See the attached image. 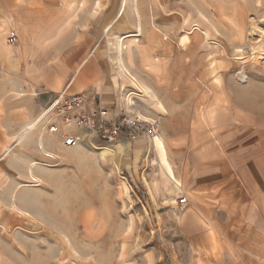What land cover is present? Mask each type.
Returning <instances> with one entry per match:
<instances>
[{
	"label": "rangeland",
	"instance_id": "1",
	"mask_svg": "<svg viewBox=\"0 0 264 264\" xmlns=\"http://www.w3.org/2000/svg\"><path fill=\"white\" fill-rule=\"evenodd\" d=\"M120 1L101 0L96 14L75 11L59 44L64 49L79 35L91 40L89 51L102 58L103 84L108 81L119 94L111 43L119 33L138 35L126 41L134 54L126 66L165 112L138 96L131 115L140 112L155 122L182 190L151 196L146 182L157 166L150 137L141 136L139 153L131 146L126 163L114 146L134 139L106 143L82 130L83 146L67 148L41 121L34 132L41 131L52 157L31 141L12 142L2 159L8 166L0 187V264H191L193 253L177 221L189 203L179 208L176 202L188 197L183 173L206 151L214 155L221 180L233 181L244 165L251 166L247 174L261 183L264 209V0H136L118 15ZM39 6L45 10L46 3ZM192 23L197 27L189 33ZM147 40L143 53H152V63L137 58ZM128 85L124 91L141 93ZM55 94L42 88L33 96L43 106ZM192 133L202 135L201 142L193 144ZM29 161L36 162L41 181L16 189ZM14 205L31 210V217ZM221 211L215 204L214 214Z\"/></svg>",
	"mask_w": 264,
	"mask_h": 264
},
{
	"label": "crops",
	"instance_id": "2",
	"mask_svg": "<svg viewBox=\"0 0 264 264\" xmlns=\"http://www.w3.org/2000/svg\"><path fill=\"white\" fill-rule=\"evenodd\" d=\"M39 2L41 0H0V187L3 186L5 168L8 166L2 159L13 149L12 142L24 146L32 141L43 155H54L45 148L41 131L37 134L34 132L39 123L31 127L47 104L46 102L42 106L34 97L42 88L54 93H85L108 107L109 118L120 115L123 109L132 114L134 98L138 96L149 107L165 112L161 101L126 66L134 58L132 45L127 50L126 41L138 36L136 33H119L111 43L114 45L110 47L113 55H109V60L114 63L117 80H120L117 81L121 89L119 94L108 87V81L103 84L102 58L95 50L89 51L91 40L79 35L66 48H61L59 40L74 23V12L96 14L101 0H43L46 3L45 10H41ZM130 5L135 7L136 0H127L124 11ZM192 27L193 23L189 29ZM11 28L18 37L15 44H9L3 38L6 30ZM110 28L111 23H108L105 32L108 33ZM192 31L193 29L188 32ZM119 35L126 36L122 39L120 49ZM144 46L142 49L138 47L137 58L152 63V59H155L152 53H143L144 49L149 48L148 40ZM88 51L90 55L87 54ZM128 83L139 88L141 93L124 91L129 86ZM22 102H27L25 112L19 110ZM220 114L222 120L224 113ZM136 115L146 117L140 112ZM39 139L42 146L38 143ZM157 139L163 142L161 150L156 146ZM202 139L203 136L196 133H192L190 137L193 144ZM119 140L129 139L122 135ZM131 146L135 153L141 152L144 149L143 138L137 136L130 143L121 142L114 146L115 151L121 150L126 163L129 162ZM149 146L155 153L156 161L153 164L157 166L151 182H146L151 196L177 194L182 190V178H178L174 172L162 134L157 133L150 138ZM30 150L34 153L33 149ZM213 156L208 151L203 155L198 154L194 164L192 159L189 171L183 173L189 206L178 214L177 221L179 230L193 253L191 264H264V209L259 191L261 183L247 174L251 166L247 168L245 165L241 171L237 170L241 177L236 175L233 181L219 179V172L212 163ZM35 166L36 162L29 161L26 179L18 182L16 189L28 187L23 186L28 181L33 183L29 176L30 170L40 179V175L34 171ZM230 167L225 166L226 169ZM215 204L221 205L222 211L218 214H214ZM15 207L23 215H32V211L27 208Z\"/></svg>",
	"mask_w": 264,
	"mask_h": 264
},
{
	"label": "built area",
	"instance_id": "3",
	"mask_svg": "<svg viewBox=\"0 0 264 264\" xmlns=\"http://www.w3.org/2000/svg\"><path fill=\"white\" fill-rule=\"evenodd\" d=\"M9 44L18 41L14 29L6 35ZM109 109L98 99L91 98L85 93H56L45 105L39 115L40 122L44 121L50 133H56L63 146H78L85 130L91 138H97L106 143H113L124 135L129 139L137 136L152 137L157 128L154 121L123 112L120 115L108 117ZM39 122V123H40ZM188 201L186 196L177 198V206L184 208Z\"/></svg>",
	"mask_w": 264,
	"mask_h": 264
},
{
	"label": "bare ground",
	"instance_id": "4",
	"mask_svg": "<svg viewBox=\"0 0 264 264\" xmlns=\"http://www.w3.org/2000/svg\"><path fill=\"white\" fill-rule=\"evenodd\" d=\"M126 3H127V0H121V3H120V7H119V11H118V13H119V15L124 11V8H125V5H126ZM193 27H197V25L195 24V25H193ZM191 30V29H190ZM126 36H122V35H119L118 36V49H120V45H121V42L123 41L122 39L123 38H125ZM120 64V63H119ZM122 65H123V62H122ZM122 67V66H121ZM122 69H124L123 67H122ZM126 69V68H125ZM121 70V69H120ZM125 71V70H124ZM123 72V71H122ZM127 72V71H126ZM132 78V77H131ZM132 79H135V78H132ZM135 81H136V79H135ZM134 81V82H135ZM133 82V83H134ZM145 90H146V88H145ZM139 117H141V118H145V119H147V117H144V116H140V115H138ZM40 122V118L38 117V119L35 121V123L31 126V127H34L37 123H39ZM25 133V132H24ZM157 134H155L154 136H152V137H150V138H153V137H155ZM24 136V135H23ZM22 137V136H21ZM159 138H160V136H159ZM162 141V140H161ZM161 141H160V139H157L156 140V146H157V148L159 149V150H161L162 149V143H161ZM39 145H41L42 146V143H41V139H39ZM67 147H72V146H67ZM162 152V151H161ZM163 155V154H162ZM165 157V156H164ZM33 165H34V163H33ZM29 176H30V178H32V180L35 182V181H41L38 177H36L33 173H32V171L30 170V172H29ZM31 181H28L27 183H24L23 184V186L24 185H26V186H38L39 184L37 183V184H32V183H30ZM66 242H68V240L66 241Z\"/></svg>",
	"mask_w": 264,
	"mask_h": 264
}]
</instances>
